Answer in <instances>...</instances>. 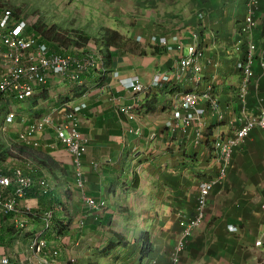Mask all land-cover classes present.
Listing matches in <instances>:
<instances>
[{
    "label": "crops",
    "instance_id": "0c3cea01",
    "mask_svg": "<svg viewBox=\"0 0 264 264\" xmlns=\"http://www.w3.org/2000/svg\"><path fill=\"white\" fill-rule=\"evenodd\" d=\"M54 1L56 5L51 4V8L59 11H54L45 23L40 21L41 24L58 31H84L89 37L85 48L59 50L78 55L96 50L104 56V66L73 86L50 79L43 92L49 91L51 95L25 109L40 116L53 108L63 111L64 104L86 103L79 115L80 130L91 139L85 157V181L88 193L99 200L106 199L109 210L104 216L87 215L67 150L60 147L53 151L38 150L60 164V169L51 175L53 195L46 197L49 199L23 201L17 214L0 216V237L5 239L0 241V255L7 256L11 264H39L31 245L41 231L42 220L31 218L25 211L28 204H33L54 208L55 220L47 233L54 244H63L72 232L80 238L70 254L81 248L83 252L89 240L96 244L91 238L96 230L110 229L126 232V244H141L140 235L148 233L152 252L141 264H170L180 235L179 217L194 216L200 183L217 176L219 166L212 153L215 135H232L238 127L235 123L241 109V75L235 64L241 58L240 48L249 42L259 47V62L246 108L251 113L264 108V68L260 65L264 61V0H257L258 26L252 33L241 28L251 0H51V3ZM102 29L116 31L126 42L107 48L101 40ZM193 34L204 39V53L215 62L204 75V83L212 85L225 114L221 125L210 117L211 129L200 146L193 145L191 132L183 135L177 129L173 133L167 127L172 115V93L198 90L196 84L190 79L183 81L186 77L178 70L181 54L176 46L168 52L151 42L152 36L157 40L165 37L169 43L172 36H179L188 44ZM158 73L169 76L171 81L161 91L133 94L119 82L138 76L145 85ZM205 85H200L198 92L205 91ZM127 108L129 113L122 112ZM54 116L59 117V113ZM9 131L10 136H5H16L14 128ZM40 140L42 144L51 143L55 137L53 132L45 133ZM3 141L2 151L8 144L6 138ZM93 163L99 164L100 169H93ZM29 169L35 175L46 173L37 163ZM263 206L264 132L256 130L237 152L226 181L212 191L207 220L189 240V250L181 264H264ZM84 214L86 225L79 231L76 222ZM123 214L125 225L121 221ZM25 219L27 227L20 231L18 224ZM118 237H112L111 241L122 242L124 236ZM69 257L64 256L61 264H67Z\"/></svg>",
    "mask_w": 264,
    "mask_h": 264
},
{
    "label": "built area",
    "instance_id": "2783aa9c",
    "mask_svg": "<svg viewBox=\"0 0 264 264\" xmlns=\"http://www.w3.org/2000/svg\"><path fill=\"white\" fill-rule=\"evenodd\" d=\"M249 24L254 25L250 20ZM28 20L15 18L9 9L0 11V109L12 101L24 103L35 95L43 92L50 79L66 81L69 84H79L82 78L90 72L97 71L102 65L94 53L82 57L56 53L30 31ZM178 42V41H176ZM177 48L181 49L179 45ZM249 62L243 69V86L246 87L253 75V51L250 47ZM240 68H243L241 65ZM204 65L196 55L193 46L189 47L188 55L181 59L178 70L182 74H192L197 83L202 80ZM166 80L156 75L152 85L161 87ZM121 84L131 92L138 93L143 87L137 77L124 80ZM244 92V91H243ZM201 101L210 104L215 113L219 112L217 101L211 100L209 94L202 98L195 94H178L174 98V118L171 126L177 125L184 133L195 125V143L199 144L202 132L206 128L203 120L205 111L199 108ZM86 108L84 102L73 105L64 104L63 111L53 108L40 116H34L27 109H16L13 105L4 114L1 131L6 135L10 128L16 130L14 148L9 147V155L4 158L0 151V208L3 215L17 214L19 205L30 198L48 197L53 194L54 185L47 176H37L30 170L31 163L17 150L53 151L60 148L67 150L71 157L72 172L79 196L89 213H108L109 203L106 199H98L88 193L85 181V157L88 153L91 139L80 130L79 115ZM59 113V117L54 114ZM264 129V116L247 121L246 126L238 133L237 138L218 143L216 149L222 163L220 177L215 182L202 183L197 201L196 216L182 223V233L172 255V264H179L180 256L185 251L187 241L193 236L205 221L208 197L214 185L222 182L227 176L231 159L240 142L256 127ZM8 129V130H7ZM7 130V132H6ZM6 132V133H5ZM53 132L55 140L42 144V134ZM11 154V155H10ZM95 170L100 169L97 163L92 164ZM264 210V207H263ZM28 215L39 216L43 220V229L37 233L31 249L38 258L39 264H61L63 250L46 237L51 229L53 212L28 204L25 207ZM88 213V214H89ZM86 216L77 221L78 228L85 224ZM27 220L18 224V228L27 227ZM71 263L74 262L72 258ZM0 264H11L7 256L0 255Z\"/></svg>",
    "mask_w": 264,
    "mask_h": 264
},
{
    "label": "clouds",
    "instance_id": "9594fccd",
    "mask_svg": "<svg viewBox=\"0 0 264 264\" xmlns=\"http://www.w3.org/2000/svg\"><path fill=\"white\" fill-rule=\"evenodd\" d=\"M258 8H259V4H258V2H257V0H251V3H250V5H248L247 6V10H246V14H245V16H244V18H243V20H242V25H241V28H242V30H244V32L245 33H252V32H254L255 30H256V28H257V26H258V20H256V13L258 12ZM1 10H4V9H1ZM0 10V11H1ZM10 10V9H9ZM11 11V10H10ZM12 12V11H11ZM12 14H13V12H12ZM15 17V16H14ZM21 19H23V18H21ZM25 20V19H24ZM27 20V19H26ZM249 20L254 24V25H251V24H249ZM34 23H36V22H34ZM33 23V24H34ZM30 24V23H29ZM33 24H31V26L33 25ZM31 26H30V29H31ZM53 28V27H52ZM55 29V28H54ZM56 30V29H55ZM102 30H105V29H102ZM102 30H101V34H102ZM35 34V33H34ZM36 35V34H35ZM37 36V35H36ZM38 37V36H37ZM39 38V37H38ZM40 39V38H39ZM41 40V39H40ZM170 41H171V43H169L168 42V40L165 38V37H162V38H160L159 40H157L156 39V37L155 36H152V38H151V42L152 43H154L155 45H157V46H160V47H162V48H164L166 51H172L173 50V47L174 46H176V50L181 54V59L182 58H184L185 56H187L188 55V49H189V47H191V46H193L194 47V49H195V57H196V55L200 58V60H201V62L203 63V65H204V69H203V71H202V74H201V77H202V80L200 81V82H196L195 80H193V77H192V74H183V77L185 78L183 81H186V80H191L192 82H194L195 84H196V88L199 90L200 89V85H205V83H204V75L205 74H207V72H208V70H209V68H211V67H214L215 66V62H214V60H213V58H211V57H206V54L204 53V50H203V47H204V45H203V41H204V39L202 38V37H200L198 34H193V35H191L190 36V38H189V43L188 44H184L183 43V41L180 39V37L179 36H172L171 37V39H170ZM176 41H178V42H176ZM45 43V42H44ZM89 43V42H88ZM87 43V44H88ZM104 43V42H103ZM47 44V43H46ZM87 44L85 45V46H87ZM48 46H49V48H52V50L54 51V52H56V53H60V54H64V55H68V54H70V55H76L77 57H82V56H84L85 54H87V53H94L96 56H97V58L99 59V61H101L102 62V65H101V67H103L104 66V62H103V59H104V56L102 55V54H98V52L96 51V50H86V51H82V54L81 55H78V54H75V53H72L73 51H71V52H63L62 50H59V48H62V47H57V46H51V45H49V44H47ZM105 45V44H104ZM173 45V46H172ZM181 46V49H179V48H177L178 46ZM85 46H84V48H85ZM251 46H253V47H255V49H254V53H253V59H252V61H253V64H252V73H253V75H252V77H251V79H250V81H249V83H248V85L246 86V87H244L243 86V84H242V82H243V69L247 66V64H248V62H249V52H251V49H250V47ZM62 49H65L66 50V48H62ZM80 49V48H79ZM82 49V48H81ZM258 53H259V47H257V45L255 44V43H253V42H249V43H246V45H242V48H240V55H241V58L239 59V60H237V62H236V64H235V68H236V70L240 73V75H241V87H240V90H239V104L241 105V109L239 110V119H238V121L235 123V124H237V129L234 131V133L232 134V135H228V136H223V135H221V134H219V133H217L216 135H215V140H214V142H213V144H212V153H213V158L215 159V161L217 162V164H218V166H219V170H218V173H217V176L214 178V179H212V180H209V181H202L201 183H200V186H199V193H198V196H197V199H196V206H195V210H194V216L193 217H191V218H187V217H184L183 215H181L180 217H179V220H178V223H179V227H180V235H179V238H180V236H181V233H182V223L183 222H186L188 219H193L195 216H196V209H197V201H198V198H199V196H200V188H201V185H202V183H207V182H215V181H217L218 179H219V177H220V172H221V168H222V163L220 162V160H219V158H218V152H217V149H216V145L218 144V143H222V142H226V141H228V140H233V139H235V138H237V135H238V133L246 126V124H247V121L248 120H250V119H254L255 117H257V118H261V117H263L264 116V108H260L259 107V109L255 112V113H251L250 111H249V109H247L246 108V104H247V98H248V96H249V89H250V85H251V83H252V81H253V79H254V77H255V67L257 66V64H258V62H259V57H258ZM180 62H181V60H180ZM179 62V63H180ZM179 63H178V66H179ZM242 66L243 68H240L239 66ZM260 65H261V67H264V61H260ZM99 69H100V67H99ZM98 69V70H99ZM97 70V71H98ZM94 72V71H93ZM96 72V71H95ZM181 72V71H180ZM156 75H160L161 76V78H163V80H166V82H165V84L164 85H162L161 87H154L153 85H152V82H153V79H154V77L156 76ZM155 76H153V78H152V80L148 83V84H143L142 82H141V80H140V78L138 77V76H133V77H131V78H125V79H120L119 80V82H120V84H121V81H122V83H123V81L124 80H129V79H132V78H135V77H137L138 78V80H139V82H140V84L142 85V87H143V89L140 91V92H138V93H134V92H132L133 94H140V93H143V92H146V91H150V90H154V89H156V90H163V88L165 87V86H168V85H170L171 84V81H170V77L169 76H166V77H164V75L163 74H161V73H158V74H156ZM86 76V75H85ZM84 76V77H85ZM83 77V78H84ZM83 78H82V81H83ZM52 80H54V81H56V82H59V83H64V84H67L68 86H73V85H77V84H73V85H71V84H69L68 82H64V81H59V80H56V79H52ZM122 85V84H121ZM47 86V85H46ZM45 86V87H46ZM122 87H124L123 85H122ZM205 87H206V90L205 91H203V92H198V90H192V91H187V92H182V91H176V92H174V93H172V98H171V111H172V115H171V118L167 121V127H168V129H169V132H173V133H176L177 131V129H179V131L183 134V135H187L189 132H191L192 134H193V139H192V143H193V145H195V146H200L201 144H202V142H203V140L205 139V133H207V131L208 130H210L211 129V126H210V124H209V119H210V117H212L213 119H215L216 120V122L218 123V124H223V122H224V120H225V114H224V111H223V109H222V107H221V105H220V102L215 98V95H214V88L212 87V85H205ZM125 88V87H124ZM126 90H128L127 88H125ZM130 91V90H129ZM244 91V92H243ZM131 92V91H130ZM43 93V92H42ZM42 93H40L39 95H41ZM187 93H190V94H195V95H197L198 97H200V98H202L205 94H209V96L211 97V100H215V101H217V103H218V106H219V112L218 113H215L214 111H212L211 110V108H210V104H208L206 101H201L200 102V104H199V108L200 109H202V110H204L205 111V115H204V117H203V120H204V122L206 123V128L203 130V132H202V138H201V140H200V142H199V144H196L195 143V132H196V126L195 125H193V126H191L190 127V129L186 132V133H184L183 131H182V129H180L179 127H177V125H173V126H171L170 125V123H172L173 122V118H174V112H175V106H174V98H175V96L176 95H178V94H187ZM27 102V101H26ZM81 102H84V101H81ZM17 103H19V102H17ZM25 103V102H24ZM85 103V102H84ZM86 104V103H85ZM87 106V105H86ZM4 109H6L5 107H4ZM20 109H23V108H20ZM7 110V109H6ZM122 112H125V113H129V109L127 108L126 110H122ZM256 130H260V131H263L264 132V129L263 128H261V127H256V128H254L241 142H240V144H239V146L236 148V151H235V153H234V155H233V157H232V159H231V162H230V165H229V168H228V170H227V176H226V178L222 181V182H220V183H217L216 185H214L213 186V188H212V190H211V192H210V196L208 197V204H207V208H206V217H205V221H204V224H205V222H206V220H207V211H208V206H209V201H210V197H211V194H212V191L215 189V187H217L218 185H221L223 182H225L226 181V179H227V177H228V175H229V171H230V169H231V167H232V164H233V161H234V158H235V156H236V154H237V152L239 151V150H241L242 148H243V145L246 143V141L247 140H249L250 138H251V136H252V133L254 132V131H256ZM136 133L137 134H139V135H141V131L140 130H136ZM43 169H45V171H46V173H42V175H37V176H44V175H47L50 179H51V181H52V183H53V180H52V177H51V174H50V170L49 169H47V168H43ZM50 172H49V171ZM52 173V172H51ZM53 185H54V183H53ZM53 194H51V195H49L48 197H51ZM33 198V197H32ZM37 198H44V197H37ZM37 198H36V200H37ZM31 199V198H30ZM56 207H59V205L58 206H56ZM264 207V206H263ZM263 207H262V209H263ZM40 208H42V207H40ZM46 210H49V211H51V212H53V221H52V225H53V223H54V220H55V218H54V213H55V210H54V208H53V210H50V209H47V208H43V211H46ZM89 214H91V213H89ZM88 213H87V215H89ZM98 215H106L107 214V212L106 213H97ZM10 216V215H9ZM31 216V215H30ZM82 216H86L85 214L84 215H82ZM81 216V217H82ZM33 217H35V218H37V219H40V220H42L39 216H31V218H33ZM80 217V218H81ZM79 218V219H80ZM86 218V217H85ZM26 220V219H25ZM78 221V220H77ZM76 224H77V222H76ZM204 224L199 228V229H197L195 232H194V234H193V236L195 235V233L198 231V230H200L203 226H204ZM85 225H86V219H85V224H84V226L83 227H81V228H78V226L76 225V227H77V230H81L82 228H84L85 227ZM25 229V228H24ZM24 229H20L19 228V230L20 231H22V230H24ZM43 229V220H42V228H41V230ZM51 229H52V226H51ZM50 231V230H49ZM48 231V232H49ZM47 232V233H48ZM47 233H46V237H47ZM77 235V234H76ZM75 235V233L74 232H72L70 235H69V237L68 238H66L65 240V242L63 243V244H56L57 246H61V248H62V250H63V253H64V256H70L69 257V261L67 262V264H72L71 262H70V260L72 259L71 258V255H70V253H71V251L74 249V248H76L78 245H79V241H80V238H78L77 236ZM193 236L189 239V240H191L192 238H193ZM123 239V238H122ZM49 240V239H48ZM179 240V239H178ZM178 240H177V242H178ZM189 240L187 241V245H188V242H189ZM52 242V241H51ZM177 242H176V244H177ZM53 243V242H52ZM140 243L142 244V242H141V235H140ZM54 244V243H53ZM121 244H123L122 242H121ZM176 244L174 245V247H173V250H172V254H171V257H170V264H172V255H173V252H174V250H175V247H176ZM187 245H186V248H185V251H186V249H187ZM151 251H152V245H151ZM184 251V252H185ZM183 252V253H184ZM182 253V254H183ZM63 256V257H64ZM182 256V255H181ZM181 256H180V261H181ZM74 262H75V260H74ZM73 262V263H74ZM179 264H180V262H179Z\"/></svg>",
    "mask_w": 264,
    "mask_h": 264
},
{
    "label": "rangeland",
    "instance_id": "374dc122",
    "mask_svg": "<svg viewBox=\"0 0 264 264\" xmlns=\"http://www.w3.org/2000/svg\"><path fill=\"white\" fill-rule=\"evenodd\" d=\"M51 4L55 6L56 2L54 1L51 3V0H0V10L10 9L14 13L15 18H23L25 20L27 19L30 24H33L34 22H38V21H42L45 23L46 20L51 17L54 11L56 12L59 11L57 8L55 9L51 8ZM55 14L57 18L60 17L59 13H55ZM74 29H75V26H74ZM59 31L63 33V32H69L72 30H69V31L59 30ZM75 31L77 30H73L72 35L76 34ZM73 39H76V37H73ZM64 88L67 89V86H64ZM50 95L51 94L49 91H45L41 95H37L29 99V101L25 103H17L16 101L5 103L7 104L5 108L9 109L11 105H13L16 109H20V108L25 109L27 108L29 104H32V105L37 104L41 102L43 99L48 98ZM6 109H4V107L0 109V151L2 152V155L4 158H6L9 155V149H8L9 147H12L14 148V150H16V146H14V138L16 136L9 137L11 138L9 139L7 136L8 135L10 136V131L7 133V136H5L3 132L1 131V127L3 125L4 114L7 112ZM4 138L7 139L8 144L6 145V149L2 151L3 149L2 147L5 148V143L3 141ZM17 151L21 153L24 158L28 159L32 165L35 163L39 164V162L37 161L38 159H43V158L52 159L53 158L41 151L39 152L35 150L34 151L26 150L25 152H21L20 150H17ZM53 161L54 163L56 162L55 160ZM48 162L49 164L51 163V161H48ZM54 168L55 166L53 165V169ZM50 174L52 175L51 172ZM44 198L49 199L46 197ZM124 210L126 211V208ZM3 214L4 213L0 208V216H3ZM121 221H122V224L125 225L126 214L125 215L123 214V217H121ZM108 225L109 224H105L104 226H108ZM116 229L120 231L119 227ZM115 233L116 232L110 229H104L102 231L96 230L94 235L91 234L92 236L91 238L94 239V242L96 244H94L92 240H89L87 241L88 244L86 247H84L83 252H81V249H82L81 248L80 251L70 254L71 258L75 260V262L72 264H141V260L143 261V260L150 258L152 251L150 253H147L146 251H144L145 249L144 244H126V232L116 233L118 234V236L119 235L124 236L123 239H121L123 244H108L112 240V237L114 239L120 238V237H116ZM143 235L144 234H142V236ZM88 238H90V236H88L86 239ZM101 242L103 243L107 242V244H100ZM87 250H90V251H88V253L85 254L84 252H86ZM188 250H189V247L187 245L186 251L181 256L180 264L182 262L183 257L186 255V253H188Z\"/></svg>",
    "mask_w": 264,
    "mask_h": 264
},
{
    "label": "trees",
    "instance_id": "16d2710c",
    "mask_svg": "<svg viewBox=\"0 0 264 264\" xmlns=\"http://www.w3.org/2000/svg\"><path fill=\"white\" fill-rule=\"evenodd\" d=\"M13 16H15L14 13H13ZM30 31L32 33H35L41 39V41L51 46H57V47H62V48L77 47L81 49V48H84V46L89 42V37L87 34L84 33V31H76L75 35H72L71 31L68 33L67 32L62 33L58 30H55L54 28L46 29V27H44L40 21L34 23L31 26ZM73 37H76V39H73ZM101 40L102 42H104L107 48L110 46L118 47V46L123 45L126 42L122 40L121 36L116 31L109 30V29L102 30ZM0 100H1V96H0ZM48 161H51V163L49 164ZM38 162L41 168H47L52 173L60 169V164L57 162L54 163L53 159L51 158L38 159ZM53 165L55 166L54 169H53ZM62 232L63 231H61V233ZM147 234L145 233L143 236L141 235V242L142 244L145 245L144 251H146L147 253H150L152 244H150V240ZM115 236L118 237V234L115 233ZM0 241L4 242L5 239L0 237ZM110 244H121V242L111 241Z\"/></svg>",
    "mask_w": 264,
    "mask_h": 264
}]
</instances>
